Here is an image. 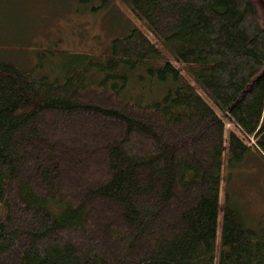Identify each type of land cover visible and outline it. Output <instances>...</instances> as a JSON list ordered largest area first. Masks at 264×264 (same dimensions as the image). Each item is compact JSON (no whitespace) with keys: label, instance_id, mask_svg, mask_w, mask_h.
<instances>
[{"label":"trees","instance_id":"trees-1","mask_svg":"<svg viewBox=\"0 0 264 264\" xmlns=\"http://www.w3.org/2000/svg\"><path fill=\"white\" fill-rule=\"evenodd\" d=\"M109 1L100 57L0 58V264H264L223 188L264 153V0Z\"/></svg>","mask_w":264,"mask_h":264},{"label":"rangeland","instance_id":"rangeland-1","mask_svg":"<svg viewBox=\"0 0 264 264\" xmlns=\"http://www.w3.org/2000/svg\"><path fill=\"white\" fill-rule=\"evenodd\" d=\"M97 4L0 0V58L23 68L37 61L42 64L40 70L57 73L73 54L91 52L100 57L110 41L126 33L135 19L118 1H109L105 9L92 10ZM49 42L53 47L50 51L46 47ZM41 51L44 55L38 60L34 54ZM252 154L243 164L229 169L228 184L224 183L223 188L229 191L232 203L243 212L248 225L264 234V153Z\"/></svg>","mask_w":264,"mask_h":264}]
</instances>
